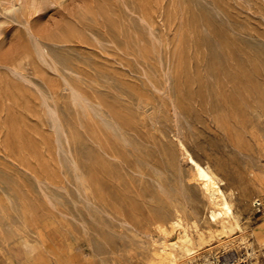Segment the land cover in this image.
<instances>
[{
	"label": "rangeland",
	"instance_id": "1",
	"mask_svg": "<svg viewBox=\"0 0 264 264\" xmlns=\"http://www.w3.org/2000/svg\"><path fill=\"white\" fill-rule=\"evenodd\" d=\"M258 226L264 0H0V264H264Z\"/></svg>",
	"mask_w": 264,
	"mask_h": 264
},
{
	"label": "bare ground",
	"instance_id": "2",
	"mask_svg": "<svg viewBox=\"0 0 264 264\" xmlns=\"http://www.w3.org/2000/svg\"><path fill=\"white\" fill-rule=\"evenodd\" d=\"M182 147H183V153L185 155L186 161L188 163H190L191 167L194 169L195 175H196V179L198 180V182L201 185L202 190L206 194V196H207V198L209 200V203H211L212 205H215V206L221 205V206H223L227 210L226 212L229 213L231 211L230 210V208H231L230 205L231 204L227 200L224 191L220 187V185H219L220 182L218 183V181L216 180V177L214 176V174L209 170L210 168L208 169L206 166L202 165L199 161H197L191 155V153H189V151L186 149V147H184L183 145H182ZM261 203H262V201L260 200V198H258L257 199V204L260 205ZM211 212H212L211 213L212 214L211 215L212 216V219L213 218L216 219V215L217 214L216 213H213V211H211ZM219 215H221V214H219ZM232 216H233V214H232ZM227 218H229V217H227ZM233 218H235V217H233ZM251 235L253 236V239H254L255 243H257L260 247L262 246L263 249H264V226H258L257 228L253 229ZM244 240H245V238H244ZM178 245H179L181 251L182 250H185L186 252L190 253L191 250H192V248H191V246H192V240L188 236L181 237V243L178 244ZM246 249H248V248H246ZM170 255L171 256H170L169 260L167 261V263L168 264H177L178 257H179L178 254H176L174 251H171L170 252ZM208 255H210V254H208ZM252 255H253V252H252ZM207 261L209 262V259H206V257H205L203 259V264H208ZM251 264H256V263L255 262H252Z\"/></svg>",
	"mask_w": 264,
	"mask_h": 264
}]
</instances>
